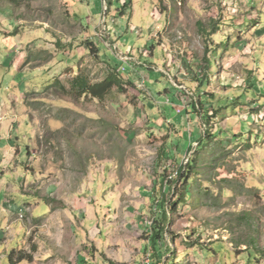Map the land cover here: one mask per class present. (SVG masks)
Listing matches in <instances>:
<instances>
[{
	"label": "rangeland",
	"instance_id": "374dc122",
	"mask_svg": "<svg viewBox=\"0 0 264 264\" xmlns=\"http://www.w3.org/2000/svg\"><path fill=\"white\" fill-rule=\"evenodd\" d=\"M107 1L105 28L102 0H0V102L12 92L29 121L23 157L0 169V264L24 243L37 264H145L161 203L157 264H264V0ZM150 33L163 98L154 63L123 72ZM115 60L120 88L73 89Z\"/></svg>",
	"mask_w": 264,
	"mask_h": 264
},
{
	"label": "crops",
	"instance_id": "0c3cea01",
	"mask_svg": "<svg viewBox=\"0 0 264 264\" xmlns=\"http://www.w3.org/2000/svg\"><path fill=\"white\" fill-rule=\"evenodd\" d=\"M91 10L94 14L96 12L97 13L101 12V4L97 5V8H93ZM120 20H122V19H120ZM114 29H115V31H113L112 34H113V37L115 38L116 34H118V32L120 33L122 30H125L126 28L123 25H122V27H118L115 25ZM133 29L140 30L135 25H133ZM151 29H154V27L152 25H151ZM153 35H155V34L150 33L148 41L147 42L143 41L141 43V46H138V47H135V45H127L126 46L125 53L132 54V57H130V58H132L131 64L129 63L127 65V67L125 66L124 70H123V72H127V76L134 78L136 73H137L136 72L137 70L138 71H144V70L146 71V69H143L145 63H151V62L154 63V65L152 67H156V65H161L163 63L162 57H161L162 56V49H163L162 45L157 43V38H155V36H153ZM115 39H117V38H115ZM118 39L120 40V37ZM119 40H118V42H119ZM138 41H139V39H138ZM149 47H150V49H149ZM8 57L5 58V60H4L5 63H7L8 59H10ZM133 60H135V61L133 62ZM115 64H116V66H118V65L120 66V65H122V62H120L119 60H115ZM134 65H137L135 67V69L131 68ZM11 67H12L11 69H14V70H18V68H19L17 66V63ZM161 70H162L161 66H158V67L154 68V71L150 70L149 75H148L149 78L152 79L151 81H154L153 85H150V86L156 92L159 93V95H158L159 98H163L165 96V94L163 92V87L165 89L167 88L164 85V81L162 80V77H161L162 75L158 72ZM130 71L132 72L131 74L129 73ZM122 74H123V76L125 75L124 73H122ZM151 77H153V78H151ZM7 96H8L9 101L6 100L4 102H0V169L4 170L6 172H7V170H11L10 169L11 163L14 161L15 158H17L18 155L23 157L24 148L22 147L23 142L21 143V141L23 140V137H25V138L27 137L26 132H27V129L29 127L28 112H27L26 105L23 103V105H22L23 107L20 106L19 98L17 96H14L12 94V92H10V94ZM229 98L232 99V97H230V96H229ZM205 99H208V98L205 97ZM225 102H226L225 106H228L231 103V100L227 99V100H225ZM161 103H164V102H161ZM191 111L192 110H190V106H185L183 114H185L186 112H191ZM186 115L189 117L188 113ZM182 120L183 119L181 118L180 123L184 122V120H183V122H182ZM188 123H190V125H191V123L193 124L192 119H190L188 121ZM195 132H196V130H195ZM195 132H193V136H194V134H196ZM27 153H29L28 149H27ZM32 157H34V156H32ZM22 161H24V160L20 159V163H22ZM18 168L19 169H17V170H22L23 166L21 164H18ZM5 176H7V174ZM0 186H1V182H0ZM3 193H4V189L0 190V198L2 197L4 200H7L4 197L5 193L4 194ZM2 211H3V208L0 205V213H2ZM27 234H28V232H27ZM5 239H6V236L4 235L3 240H5ZM15 249H17V250L23 249L27 253H29L33 256L32 260L24 259V260L17 262L15 264H20V263L21 264H37L38 263V260H37L38 255L35 254L37 249L36 250L35 249L27 250L25 243L23 244L22 248H15ZM98 261H99V259H98ZM105 263L106 262H100V264H105Z\"/></svg>",
	"mask_w": 264,
	"mask_h": 264
},
{
	"label": "trees",
	"instance_id": "16d2710c",
	"mask_svg": "<svg viewBox=\"0 0 264 264\" xmlns=\"http://www.w3.org/2000/svg\"><path fill=\"white\" fill-rule=\"evenodd\" d=\"M8 1L10 3L17 2V0H8ZM217 30L218 28L216 27L213 33ZM94 48H95V51L99 53L100 51L99 46L98 45L95 47L92 46V50ZM114 69L115 71L111 72L109 76H107L103 81L94 83V84H91L88 82L87 76H83V75L78 76L73 82V89L78 88L77 92L79 94H89V95H92L93 97L102 99L105 97L108 91H110L114 86H117L118 88H120L123 85L124 80L122 78V73L118 71L119 67L114 66ZM198 80L200 82L199 86L202 87L204 85L203 78H199ZM55 83H57L61 87L62 91L64 92L67 91L66 87L61 83L59 79H56ZM178 173H180V177H182L184 172L178 171ZM184 180H185V183L189 182V177L187 173L184 174ZM160 208H161L160 209L161 215L159 214L160 216H156V218H154V221L152 223V229H151L152 232L150 230H147L145 232V237L147 238V250H148V253L152 261L151 264L158 263L159 259L162 257L160 254L161 249L164 247L163 244H164L165 231H166V228L164 226V221L168 219V211L166 210V208H164L163 203L160 204ZM9 259L11 263L15 264L24 259L32 260L33 256L27 253L23 249H20V250L13 249L9 253Z\"/></svg>",
	"mask_w": 264,
	"mask_h": 264
},
{
	"label": "built area",
	"instance_id": "2783aa9c",
	"mask_svg": "<svg viewBox=\"0 0 264 264\" xmlns=\"http://www.w3.org/2000/svg\"><path fill=\"white\" fill-rule=\"evenodd\" d=\"M126 1H129V0H126ZM102 5H103V8H104V11H103V13H102V15H103V22H105V20H106V17H107V13H108V10H109V3H108V1L107 0H102ZM106 25H107V23L105 22L104 23V25L103 26H105V28H106ZM110 27L111 26H109V29H110ZM124 59V61L125 62H127V60H129L130 59V57L129 56H124L123 57ZM121 69V68H120ZM178 173V171L176 172V174ZM171 177H173V176H171ZM23 212H25V211H27L26 209H23L22 210ZM23 215H22V213H21V217H22ZM150 223V222H149ZM152 224V223H151ZM149 254V253H148ZM151 263V258H150V255H148V258L146 259V261H145V264H150Z\"/></svg>",
	"mask_w": 264,
	"mask_h": 264
}]
</instances>
